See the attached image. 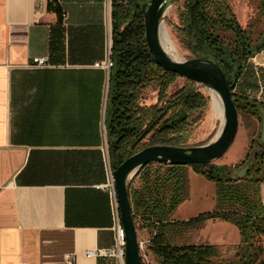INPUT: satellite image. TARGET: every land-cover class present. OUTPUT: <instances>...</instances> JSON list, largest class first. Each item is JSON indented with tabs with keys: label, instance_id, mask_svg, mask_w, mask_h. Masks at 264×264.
I'll list each match as a JSON object with an SVG mask.
<instances>
[{
	"label": "crops",
	"instance_id": "1",
	"mask_svg": "<svg viewBox=\"0 0 264 264\" xmlns=\"http://www.w3.org/2000/svg\"><path fill=\"white\" fill-rule=\"evenodd\" d=\"M111 1L56 0L60 25L50 0H0V264H69L67 255L74 264H113L87 255L113 247L119 212L105 125L110 72L95 67L108 59ZM239 11L246 27L249 7ZM47 57L49 67L28 66ZM234 93L264 107V50ZM212 200L179 221L215 211ZM186 240L230 258L240 234L209 220Z\"/></svg>",
	"mask_w": 264,
	"mask_h": 264
},
{
	"label": "trees",
	"instance_id": "2",
	"mask_svg": "<svg viewBox=\"0 0 264 264\" xmlns=\"http://www.w3.org/2000/svg\"><path fill=\"white\" fill-rule=\"evenodd\" d=\"M148 1H111L113 67L105 125L112 171L148 147H187L184 143L196 122L194 114L209 104L201 87L187 80L168 96L180 77L157 66L147 47L141 5ZM55 2L50 0L49 11L57 14L61 25L64 15ZM260 15L264 16V0H260ZM181 21L179 33L192 58L215 59L225 73L238 112L261 122L264 107L234 93L249 61L264 50L261 22L255 19L243 27L228 0H184ZM149 91L157 92L156 104H146ZM250 159L247 176L235 179V173ZM191 168L215 184L217 208L187 221L173 218L188 197L187 167L148 165L128 186L136 228L150 235L147 250L156 264H264V173L258 177L264 168L261 134L239 167L207 164ZM209 220H221L238 229L240 244L232 257L224 258L220 246L177 242Z\"/></svg>",
	"mask_w": 264,
	"mask_h": 264
},
{
	"label": "water",
	"instance_id": "3",
	"mask_svg": "<svg viewBox=\"0 0 264 264\" xmlns=\"http://www.w3.org/2000/svg\"><path fill=\"white\" fill-rule=\"evenodd\" d=\"M170 0H149L141 5L144 17L145 41L157 66L176 74L182 79L216 92L222 102L224 121L214 141L194 147L152 146L128 158L113 171L118 210L125 233L126 264H142L138 231L133 217L128 186L130 181L148 165H193L213 164L224 157L233 146L239 130V112L232 91L219 63L209 57L177 61L164 48L162 19ZM112 42L110 38V50ZM261 139L264 143V111L261 112ZM251 159L238 170L234 178L243 179L251 170Z\"/></svg>",
	"mask_w": 264,
	"mask_h": 264
},
{
	"label": "rangeland",
	"instance_id": "4",
	"mask_svg": "<svg viewBox=\"0 0 264 264\" xmlns=\"http://www.w3.org/2000/svg\"><path fill=\"white\" fill-rule=\"evenodd\" d=\"M228 1L232 5L234 12L235 10L237 12H240L239 10L242 5L245 6V4H247L251 14L249 19L247 20L246 25H249L251 22H253V20L257 19L261 22V28L264 31V16H261L262 14L260 15V0ZM245 9H247V7H245ZM183 12L184 0H170L169 6L162 19L163 28L171 46L170 49L172 50V56L175 57L177 61L181 62L193 59L191 53L185 47L183 39L179 33L182 28L181 17ZM237 17L239 21L241 20L242 22H244L242 15L239 14V16ZM259 31H261V29H259ZM185 83V79L179 78L173 85V87L169 89L168 96L176 92L178 89L182 88ZM201 92L207 98H209V104L206 110L202 112H196L194 114L196 122L192 123L191 128L189 127L190 133L184 143V145L187 147L202 146L214 141L218 133L220 132L222 123L224 121V116H222L221 118L212 113L210 90L201 87ZM147 96V105L157 103V92L149 91L147 93ZM261 131V122L239 111V130L236 140L227 154L213 164L219 166L225 165L230 167L241 166L246 160L247 154L253 141H259ZM185 171L186 173L189 172L188 169H186ZM263 173L264 168L261 169V173L258 175V177H260ZM187 194L188 200L184 204L183 208L179 211V214L176 217L177 220L190 218L194 216V214H197L200 211H204L203 209H208L209 207H211L214 202L212 199L216 196V186L214 183L206 181L203 177L190 172L189 175H187ZM137 231L139 243L141 244L142 264H148L145 257L148 258V261L151 264L153 259L151 258L150 252L147 250L150 235L148 234V232L143 230ZM189 241L178 240L177 242L187 244L189 243Z\"/></svg>",
	"mask_w": 264,
	"mask_h": 264
},
{
	"label": "built area",
	"instance_id": "5",
	"mask_svg": "<svg viewBox=\"0 0 264 264\" xmlns=\"http://www.w3.org/2000/svg\"><path fill=\"white\" fill-rule=\"evenodd\" d=\"M110 54H111V50H110V42H109L107 61L103 64L97 63L95 67L101 68L106 71H110V69L113 67V64L110 60ZM49 65H50V60L47 57V58H33L28 66L30 68H45V67H49ZM111 177H112L111 187L115 194V186H114L112 173H111ZM114 230H115V243L112 248L99 250L95 252H88L87 255L111 260L113 264H126L125 261L126 239L118 211L116 213V224ZM140 253H141V244H140ZM141 259H142V255H141ZM145 259H147L148 264H150L148 258L145 257ZM66 260L69 264H74L75 258L72 255H67Z\"/></svg>",
	"mask_w": 264,
	"mask_h": 264
},
{
	"label": "bare ground",
	"instance_id": "6",
	"mask_svg": "<svg viewBox=\"0 0 264 264\" xmlns=\"http://www.w3.org/2000/svg\"><path fill=\"white\" fill-rule=\"evenodd\" d=\"M163 41H164L165 50L169 53V55L171 57H173L172 56V50L170 49L171 46H170V43L168 41V38H167V35H166L165 31L163 32ZM173 58L176 60L175 57H173ZM210 94H211V110H212V113L214 115L222 118V116H223V107H222L221 99H220L219 95L216 92H213V91L210 90Z\"/></svg>",
	"mask_w": 264,
	"mask_h": 264
}]
</instances>
